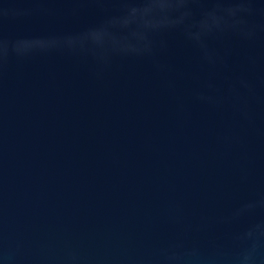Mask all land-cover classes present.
Wrapping results in <instances>:
<instances>
[{"label":"water","instance_id":"obj_1","mask_svg":"<svg viewBox=\"0 0 264 264\" xmlns=\"http://www.w3.org/2000/svg\"><path fill=\"white\" fill-rule=\"evenodd\" d=\"M0 264H264V0H0Z\"/></svg>","mask_w":264,"mask_h":264}]
</instances>
